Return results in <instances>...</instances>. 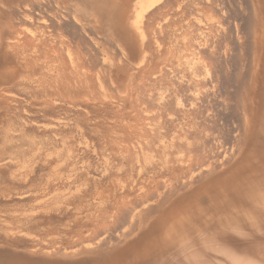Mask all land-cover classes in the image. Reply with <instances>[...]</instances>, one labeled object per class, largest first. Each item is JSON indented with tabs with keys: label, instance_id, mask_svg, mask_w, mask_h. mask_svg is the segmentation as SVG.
I'll return each mask as SVG.
<instances>
[{
	"label": "bare ground",
	"instance_id": "bare-ground-1",
	"mask_svg": "<svg viewBox=\"0 0 264 264\" xmlns=\"http://www.w3.org/2000/svg\"><path fill=\"white\" fill-rule=\"evenodd\" d=\"M1 57L0 264H264V0H0Z\"/></svg>",
	"mask_w": 264,
	"mask_h": 264
},
{
	"label": "rangeland",
	"instance_id": "rangeland-1",
	"mask_svg": "<svg viewBox=\"0 0 264 264\" xmlns=\"http://www.w3.org/2000/svg\"><path fill=\"white\" fill-rule=\"evenodd\" d=\"M3 49L4 48H2V50H1V53L3 54L4 52H3ZM169 56H170V54H169ZM170 57H172V55L170 56ZM181 58H180V61H183L184 60V58H188L189 57V54L188 53H186V57H185V54L184 53H181V56H180ZM191 57V56H190ZM174 58V57H173ZM1 59L3 60V61H0V72L1 71H4V72H6V69L5 68H11L12 66H11V63H13V61H5V58H3V57H1ZM8 66V67H7ZM11 66V67H10ZM2 69H4V70H2ZM11 69H13V68H11ZM24 96H21L20 98L21 99H24L23 98ZM23 104L25 105V108H27V107H29V106H27V104H26V102H23ZM22 109V108H21ZM29 109V108H28ZM27 112V113H26ZM22 113H23V117H25L27 114L29 115V114H31V113H29L28 111H26V110H22ZM25 114V115H24ZM27 115V116H28ZM3 116V115H2ZM1 116V117H2ZM12 119H13V117H12ZM12 121V120H11ZM17 121L18 120H16V119H14V121H12L11 123H9V121L8 122H6V121H0L1 122V126H0V129L3 127V129H5V130H3V129H1V131H0V133L2 132V133H5V131L7 130V128H8V130L10 129L14 134L15 133H17V134H15V135H17V137H18V135H21L20 133H21V131L22 130H20V128H19V126H18V124H17ZM5 122V123H4ZM16 122V123H15ZM4 124V125H3ZM8 125L9 124V126H5V125ZM11 124H12V126H11ZM5 127H7V128H5ZM0 134V141L1 142H3V138H4V134ZM27 135H30V134H27L26 133V135H25V133H23L22 132V136L20 137H18L19 139H17V142L18 143H23L22 142V140L24 141V142H26V141H28V139L30 138L29 136H28V138L27 137H25V136H27ZM1 136H3V138H1ZM25 138V139H23V138ZM26 138H27V140H26ZM39 139L40 138H42V137H38ZM37 139V138H36ZM13 141H16V139H14ZM16 142V143H17ZM13 143H15V142H13ZM3 145H5L4 143L1 145L0 144V147H1V149H0V154H4V155H6L7 156V154H8V156L10 155V154H13V149H10V147H9V149H10V151H9V153H8V150H6L7 151V153L5 154L4 153V148H3ZM13 145H15V144H13ZM12 145V147H14ZM5 147V146H4ZM11 147V148H12ZM3 149V150H2ZM5 156V157H6ZM11 156V155H10ZM13 156V155H12ZM22 163H24L23 161H21V164ZM19 164H20V161H19ZM23 165V164H22ZM21 165V166H22ZM0 171H4L3 169H0ZM0 205L4 208L3 210L4 211H7V212H9L10 214H11V216L13 215V210H12V207H13V200H8V199H4V198H0ZM5 205V206H4ZM0 206V207H1ZM7 206V207H6ZM7 208V210H6V208ZM3 210H1V211H3ZM250 250V249H249ZM250 252V251H249ZM249 252H247V251H240V252H238V254H236L235 256H239V258H241V259H248V260H251V261H253V256H252V252L251 253H249ZM245 255H244V254ZM256 255H258L263 261H264V244H262V246L258 249V251H256ZM207 258V264H231L226 258H222V260H221V263H220V261H216V260H213V257H210L209 256V258L208 257H206ZM213 260V262H211Z\"/></svg>",
	"mask_w": 264,
	"mask_h": 264
}]
</instances>
